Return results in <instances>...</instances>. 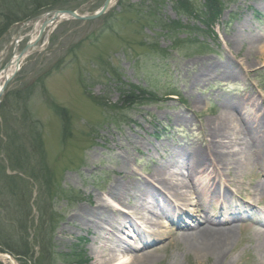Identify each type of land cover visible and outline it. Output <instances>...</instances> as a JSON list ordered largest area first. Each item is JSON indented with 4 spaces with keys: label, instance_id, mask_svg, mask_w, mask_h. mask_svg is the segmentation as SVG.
Listing matches in <instances>:
<instances>
[{
    "label": "rangeland",
    "instance_id": "obj_1",
    "mask_svg": "<svg viewBox=\"0 0 264 264\" xmlns=\"http://www.w3.org/2000/svg\"><path fill=\"white\" fill-rule=\"evenodd\" d=\"M47 1L51 5L39 12L59 8L91 13L105 0ZM192 1L198 9L195 16L179 11L178 0H122L120 7L112 5L100 18L61 21L44 32L23 60L0 99V164L7 166L8 178L28 181L31 187L28 185L26 194L19 189L15 197L12 190L7 191L11 178L0 181V230L4 236L8 228L12 246L19 253L25 249L26 256L0 245V255H7L5 259L0 256V264H12L9 256L16 264H92L97 233L81 236L68 218L81 205L89 206L88 199L106 198L108 186L119 180L121 161L131 157L129 169L146 176L153 172L155 161L179 148L203 153L207 138L204 124L219 112L224 98L249 97L264 111V50L247 54L246 44L237 49L231 40L238 22L245 23V34L264 36L262 5L258 0ZM130 3L135 6L129 7ZM156 18L181 23L179 43L170 46L178 41L177 34L161 31ZM33 23L34 18H24L0 38V70L16 49L26 44L13 45L20 28L29 31ZM226 49L230 57H226ZM227 58L238 67L241 78H211L192 86V79L207 63ZM132 85L143 94L128 103L122 97L132 91L137 95ZM25 106L29 118L38 121L33 122L40 131L45 157L42 164L39 155H33L32 159L38 158L30 162L35 168L34 179L28 176L29 170L24 174L11 170L6 147L9 140L4 125L23 136L30 133L23 123ZM232 140L236 142L238 135ZM28 148L33 151L31 142ZM178 169L174 167V171ZM260 169L253 165L252 171L241 176L229 168L228 174L239 187L237 194L249 192L264 203V196L251 187L246 189L262 179ZM232 196L229 193V200ZM160 222L157 231H166L168 224L163 219ZM69 226L74 233L62 230ZM243 230L226 258L233 259L231 264H264L257 261L253 247L243 251L249 245ZM167 242L164 238L155 245L160 247L155 264H197L196 255L180 249L182 243ZM116 255L110 264L129 262L130 255Z\"/></svg>",
    "mask_w": 264,
    "mask_h": 264
},
{
    "label": "bare ground",
    "instance_id": "obj_2",
    "mask_svg": "<svg viewBox=\"0 0 264 264\" xmlns=\"http://www.w3.org/2000/svg\"><path fill=\"white\" fill-rule=\"evenodd\" d=\"M258 2L264 9V0H258ZM65 16L63 14L61 18L58 17L55 20L53 18L52 22L57 24L62 19L65 20ZM67 18H72V16H67ZM244 28H246L245 23L238 22L233 30L231 40H233L235 46L237 45V49L246 44L248 47L247 54L253 53L256 49L262 52L264 46L261 43L264 36L262 34H245ZM24 29L26 27L21 28V30ZM38 30L39 25L35 26L32 34H29L31 42L37 38ZM30 54L26 52L22 57L17 56L18 53L12 55L5 65L6 69L0 71V87L5 76L16 71L21 62ZM219 61L213 60L210 64L207 63L206 68L200 69L191 81L192 86H198L205 79L242 77L240 70L237 69L238 67L233 66L232 61ZM262 63L264 66V61ZM252 67H256V65ZM56 89L62 91L59 86H56ZM244 101V98L239 97L224 98L219 102V112L204 124L207 138L203 153L193 148H179L176 150V153L180 155L182 164L179 169H183L185 173L182 171L179 173L173 172L174 157L166 155V157L154 163L155 167L150 174V178L135 179L132 178L134 175L132 168L129 169L131 157H126L121 161L120 169L117 170L119 180H115L106 189L105 194L108 199L95 198L94 201L88 199L89 206L81 205L73 211L68 220L73 223L71 225L73 228H77L82 233L81 236L89 231L98 235L93 239L95 247L92 249V256L95 260L92 264H110L115 260L118 251L130 255L129 262L126 264L157 263L159 247L149 250L150 244L142 242V233L135 232L137 243L122 246L120 233L126 229V226H129V228L135 226L137 230L140 227L136 226L127 216L126 210L128 207L135 209L139 219H144L143 214L138 210L139 208L142 211H149L154 218H148V224L154 227L159 223L156 218L168 217L172 214L167 212L168 208L171 207V203L163 197L170 195L184 202L183 205L190 206L191 203H189V199H186L185 193L190 187L196 195L197 206L208 207L217 202L212 197L209 198L208 191L214 188L221 195L229 193L226 188L222 190L220 187L216 188L222 170L228 172L229 168H233L238 175L242 176L244 173L252 171L253 165L255 167L258 164L260 166L264 164V129H260V123L251 120L249 113L242 114ZM193 102L198 107V98H195ZM257 116L264 123V114L258 112ZM235 134L238 135V140L233 143L232 136H235ZM128 145H130V142ZM41 163L43 164V162ZM41 163H38V165ZM127 176H131L130 179H127ZM124 178L127 181H124ZM186 179L189 180V183L186 182ZM250 187L254 189L255 194L264 196V178L254 185L249 184L246 189ZM247 193L249 194V192ZM215 194L214 191L213 197ZM223 197L227 198V196ZM249 197L254 201H258L250 195ZM109 200L119 204L120 208L111 204ZM150 201H154L157 207H159L158 203L165 205L161 209L159 208V211L154 212L149 206ZM240 219L239 215L233 214V216L230 215L221 221L218 217L207 213L202 215L198 221L194 219V226L189 231L184 229L181 232L178 228H171L166 235L156 234V232H150L148 235L153 239L152 243H156L157 239L162 237L169 239L168 244L175 242L179 245V243H182L183 246L180 249L183 252L188 251L196 255L197 264H231L233 259H227L226 257L232 251L237 234L240 231V227L233 222ZM259 225L264 226V222L259 221ZM179 227H182V225H179ZM194 227L195 229H193ZM62 230L74 233L70 226L62 227ZM251 231V234L246 238L248 242L249 240L255 242L252 247L258 254L256 255L257 261L264 262V229L256 227ZM144 236H146V233H144ZM85 248L84 245L82 247L83 252L86 250ZM107 251L109 253H106ZM1 257L5 259L7 255ZM9 257L10 262L16 264L13 257Z\"/></svg>",
    "mask_w": 264,
    "mask_h": 264
},
{
    "label": "trees",
    "instance_id": "obj_3",
    "mask_svg": "<svg viewBox=\"0 0 264 264\" xmlns=\"http://www.w3.org/2000/svg\"><path fill=\"white\" fill-rule=\"evenodd\" d=\"M50 1L47 0H0V16H1V23H0V32H3L4 30H7L13 23L20 21L24 18L30 17L31 14L34 15V13H37L41 8L45 7L46 5L50 4L47 3ZM132 93V92H131ZM20 93H18V96L20 97ZM29 93H27L28 95ZM125 95V94H124ZM140 95V94H139ZM17 96V97H18ZM26 98V96L24 97ZM23 98V100H24ZM139 96L135 95V93H132L130 95H125L123 96V100L128 103H133L136 102V99H138ZM27 101V98L25 99ZM138 101V100H137ZM26 105V104H24ZM25 113H24V119L23 123L27 125V128L30 131V133L26 135H20L16 130H11L9 131V127L5 126V136L7 137L8 144H7V151H8V158L9 160L11 159L13 161L12 168H15L21 173H26L27 170H29L30 176L35 177L34 175V170L35 168L32 167V164L30 163L31 160L33 161L35 158L32 159L34 155V150L37 152V155L39 157H42V143H41V138H40V131L36 130V126L34 125L35 120H31L29 117V113L27 112L26 106L24 107ZM6 120V119H3ZM30 120V122H29ZM27 123V124H26ZM37 123V122H35ZM1 127V126H0ZM1 132V129H0ZM31 140V144L33 146V151L29 150V144L30 142L28 140ZM1 138H0V143H1ZM38 161V158H36ZM42 160V159H41ZM1 163V162H0ZM6 166L3 164H0V181L1 180H9V189L7 188L8 193L10 192L11 195L17 197L20 193L18 190L21 188V192L27 193L29 191L28 185L26 181H15V177H7L6 173ZM24 179V178H23ZM14 182H13V181ZM28 182V181H27ZM11 183V184H10ZM21 183V184H20ZM22 186V187H21ZM20 187V188H19ZM13 188V189H12ZM27 189V190H26ZM13 197V198H15ZM29 214L26 215V217ZM6 233H4L7 236V240L5 239V235L2 236V232L0 230V245L4 246L6 249L9 251L12 250V252L17 253V254H22L26 256V251L24 249V253H19V251L16 250L11 244L12 238L10 236V232L8 228H5ZM11 240V241H10Z\"/></svg>",
    "mask_w": 264,
    "mask_h": 264
},
{
    "label": "water",
    "instance_id": "obj_4",
    "mask_svg": "<svg viewBox=\"0 0 264 264\" xmlns=\"http://www.w3.org/2000/svg\"><path fill=\"white\" fill-rule=\"evenodd\" d=\"M112 1L113 0H106L104 2V4L102 5V7L98 11H96V12H94L92 14H79V13H77L75 11H72V10L51 11V12H49V14H52L53 13L54 14L53 15V18L54 19H56L60 14H65L67 16H72V18L83 19V20L94 19V18H97V17L101 16L102 14H104L106 12V10L108 9V7L110 6V4H111ZM40 18L41 17H39V19ZM47 23H48V20H46L44 22V24H43V26L41 28L42 30H44V28L47 25ZM9 80H10V77L6 78L4 85H3V87L0 90V97L2 96V94L4 92V88L8 84Z\"/></svg>",
    "mask_w": 264,
    "mask_h": 264
}]
</instances>
